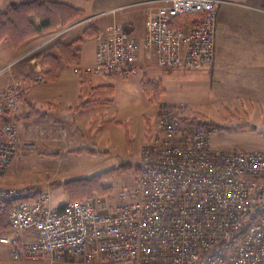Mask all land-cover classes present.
Wrapping results in <instances>:
<instances>
[{
    "label": "built area",
    "instance_id": "obj_1",
    "mask_svg": "<svg viewBox=\"0 0 264 264\" xmlns=\"http://www.w3.org/2000/svg\"><path fill=\"white\" fill-rule=\"evenodd\" d=\"M226 2H150L143 47L164 70L210 69L217 12ZM94 37L95 63L76 67V75L141 70L139 44L121 24L113 21ZM20 96L17 79L0 88V177L19 152L15 123L1 117L18 110ZM181 118L177 106L160 107L159 136L142 148L135 184L121 188L112 204L86 199L53 208L47 190L0 186V208L12 204L11 232L0 236V244L9 247L12 260L68 256L84 264H264V149L214 147L209 127ZM18 232L32 236L21 240Z\"/></svg>",
    "mask_w": 264,
    "mask_h": 264
},
{
    "label": "rangeland",
    "instance_id": "obj_2",
    "mask_svg": "<svg viewBox=\"0 0 264 264\" xmlns=\"http://www.w3.org/2000/svg\"><path fill=\"white\" fill-rule=\"evenodd\" d=\"M83 14L87 18L91 17H88L87 12L83 11ZM133 16L137 17V21ZM104 19L112 22L114 20L127 31H131L130 34L139 44L138 66L141 69L139 72L128 75L116 73L94 76L109 82L111 86L108 88V97L101 88L96 91H84V96L104 95V98H108L109 108L104 109L102 120L118 123L108 127L103 126L100 131L89 132L96 137L99 151L86 152L88 154L84 152L71 154L74 147L71 148L73 145L69 143L65 133L60 135L54 130L47 131V136L43 138V130L40 127L34 124L26 126L23 134L25 139L19 141L21 145L19 152L8 171L9 179L19 183L14 186H31L36 190H47L50 194L51 206L57 208L71 199L67 190L62 187L63 182L76 177L88 178L102 172H110L99 183L105 188V192H97L89 197L112 204L121 188L135 184L140 152L159 136L156 125L157 115L160 107L165 104L177 106L182 117H193L208 123L207 126L212 130L211 141L214 147L223 150L264 149V130L261 125L254 124L252 118L255 109L230 108L227 101L215 91V81L210 69L170 71L155 64L154 59L143 47L148 25L147 12L139 10L127 13L116 12ZM94 20L95 18H90L73 27L60 29L50 35V42L61 36L79 33L92 23L94 28H98V24L92 22ZM28 58L29 53L13 61L12 64H19ZM12 67L13 65L8 70L0 71V76ZM84 83L89 84L88 81ZM20 88L22 89L21 82ZM99 107L104 106L101 104ZM92 108H96V105H92ZM250 115L251 119L246 120L245 116ZM100 118L99 115L98 119ZM4 173L0 180L3 179ZM1 249L0 246V264H84L81 259L68 256L59 260L44 258L14 262L8 251L2 253Z\"/></svg>",
    "mask_w": 264,
    "mask_h": 264
},
{
    "label": "crops",
    "instance_id": "obj_3",
    "mask_svg": "<svg viewBox=\"0 0 264 264\" xmlns=\"http://www.w3.org/2000/svg\"><path fill=\"white\" fill-rule=\"evenodd\" d=\"M26 1L31 0H0V11L11 3ZM38 1L67 4L89 13L87 14L89 17L120 6H127L123 13L135 10L147 12L150 2L154 0ZM107 16L110 15L95 18L94 22L98 24L97 32L112 23L111 20L104 19ZM133 17L137 21V17ZM51 34L39 35L17 46L7 41L0 42V69L29 53L27 60L16 65L14 63L12 69L0 76V88L13 79H19L22 84V98L18 110L9 115V119L17 128L18 142L25 139L23 135L25 127L34 124L43 130V138L47 136V131L54 130L60 135L65 133L69 143L73 145L71 148H89L97 153L99 150L96 146V137L89 132L100 131L101 127H108L118 122L102 120L104 109L109 108L108 98H104V95L84 96V91H96L101 88L108 97V88L111 86L109 82L94 77L98 75L78 76L75 73L76 67L94 65L95 37H80L81 32H79L50 42ZM37 40H39L38 44ZM90 40L92 43H88ZM42 50L51 51L57 60L55 61L58 66L52 78L46 73L49 68L47 64L42 65L41 59L35 56ZM210 71L215 81V91L227 101L229 107L255 109L252 116L254 124L261 125L264 130V0H227L221 5L216 17L215 58ZM38 76L41 77L39 80H37ZM87 81L89 84L86 85L84 82ZM81 101L83 102L78 104ZM101 104L103 108L99 107ZM92 105H96V108H92ZM99 115L100 119H98ZM245 119H251V115L245 116ZM90 141L92 142L86 143ZM76 153L81 154V152H71V154ZM11 163L3 179L0 180V185L19 184L9 179L8 171ZM17 235L21 240H27L32 236L28 232H18ZM0 246L2 253L9 252L7 245L0 244Z\"/></svg>",
    "mask_w": 264,
    "mask_h": 264
},
{
    "label": "trees",
    "instance_id": "obj_4",
    "mask_svg": "<svg viewBox=\"0 0 264 264\" xmlns=\"http://www.w3.org/2000/svg\"><path fill=\"white\" fill-rule=\"evenodd\" d=\"M85 17L86 16L81 9L63 3L38 0L11 3L5 9L0 11V42L7 41L9 44L17 46L20 43L34 39L39 35L55 33L60 29L73 26ZM85 19H87V17ZM92 24L87 25L82 29L80 37L95 36L97 28H94ZM45 51L46 50H42L36 53L35 56L41 59L40 62L42 65L43 63L47 64V67L49 68L46 73L50 74L48 76L49 78H52V75L54 76L58 66L56 62L57 60L52 55L51 51ZM21 98L22 96H20V99ZM1 119L7 120L9 119V116H2ZM181 120L194 123L198 126H209L208 123L193 117H183ZM72 152L94 153V151L89 148H77L72 150ZM109 173L110 172H102L88 178L76 177L74 179H69L62 183V187L67 190L69 197L71 198L69 201L90 199L91 195L96 194L97 192H105V188L99 183L102 182L104 177ZM11 205V202H6L0 208V236L10 234L11 232L9 224ZM61 206L62 205L59 207Z\"/></svg>",
    "mask_w": 264,
    "mask_h": 264
},
{
    "label": "bare ground",
    "instance_id": "obj_5",
    "mask_svg": "<svg viewBox=\"0 0 264 264\" xmlns=\"http://www.w3.org/2000/svg\"><path fill=\"white\" fill-rule=\"evenodd\" d=\"M30 73V72H29ZM46 114V113H45ZM38 123V122H37ZM65 123V122H64Z\"/></svg>",
    "mask_w": 264,
    "mask_h": 264
}]
</instances>
